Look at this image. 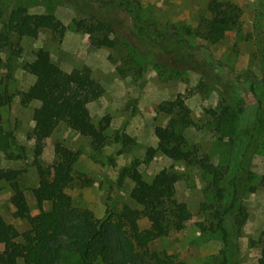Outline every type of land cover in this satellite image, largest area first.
I'll return each instance as SVG.
<instances>
[{"label": "rangeland", "instance_id": "1", "mask_svg": "<svg viewBox=\"0 0 264 264\" xmlns=\"http://www.w3.org/2000/svg\"><path fill=\"white\" fill-rule=\"evenodd\" d=\"M133 1V0H132ZM141 14L160 29L175 26L181 37L199 48H210L211 55L201 54L197 72H189L174 59L145 56L131 47L136 40L129 34L125 16L120 15L118 33L104 37L101 45L92 44L86 32L77 30L74 18L89 12L82 0H2L1 21L15 8L21 15L52 12L65 24L62 37L41 29L36 37L19 39L17 55L9 57L0 41V94L6 83L11 101L0 105V125L11 132L14 150L10 157L0 151V167L22 169L21 184L31 211L37 210L31 189L38 183L34 164V104L20 103V93L34 81L21 63L32 52L43 48L47 56L64 69L91 68L92 76L104 86L102 95L88 104L89 128L109 116L106 140L98 148L91 138L59 123L45 139L39 161L51 174L55 142L77 151L73 165L75 181L63 191L73 206L87 209L101 217L108 209L118 210L127 203L136 207L133 181L124 171L134 166L150 181L162 168L172 167L182 174L176 185V198L184 201L191 218L180 230L153 238L150 249L164 250L173 264H261L260 232L264 228V0H231L242 9L240 23L228 27L216 40H205L202 17L207 0H136ZM120 14V13H119ZM116 15V13H115ZM14 39L17 38L14 36ZM134 41V42H133ZM140 53V55H139ZM146 57V58H144ZM9 59V60H8ZM162 61L164 65L155 63ZM185 69V70H184ZM164 99H176L189 110L193 123L185 128L189 145L198 144L211 162L226 165V195L223 206V231L202 232L199 221L207 212L202 201L211 200L205 193L206 175L198 168L164 155L160 151L146 159V149L155 145L154 127L167 122L168 115L157 111ZM229 107L227 118L219 123L208 111L220 113ZM219 115V114H218ZM117 135L123 138L118 139ZM13 189L0 180V212L19 231L28 227L10 202ZM49 208V203L44 205ZM245 219L238 224L236 217ZM140 227L151 234L150 222L142 217ZM3 248L0 243V252ZM64 264H80L78 256L67 251ZM18 264H23L21 261Z\"/></svg>", "mask_w": 264, "mask_h": 264}, {"label": "trees", "instance_id": "2", "mask_svg": "<svg viewBox=\"0 0 264 264\" xmlns=\"http://www.w3.org/2000/svg\"><path fill=\"white\" fill-rule=\"evenodd\" d=\"M82 4L89 12L74 18L73 22L77 30L88 34L95 46L101 45L105 36L118 33L120 15H123L129 25V34L136 40L135 44L130 41L135 52H145L146 57L154 55L165 58L173 55L189 72L199 71L200 52L212 56L210 48H199L188 38L181 37L175 26L163 30L149 24L136 0H82ZM241 17L242 9L235 2L207 0L206 16L202 17L204 32L201 34L205 40H216L225 29L238 25ZM41 29L50 30L54 37H62L65 24L52 12L21 15L12 8L1 21L0 41L7 48L9 57H13L17 55L19 39L24 36L36 37ZM155 63L164 65L162 61L155 60ZM21 66L34 76L33 83L20 93L19 101L23 105L34 104V125L30 135L34 140L33 155L38 183L31 189V194L37 210L34 213L31 211L23 191V170L0 167V180L7 181L13 189L10 202L19 216L28 222V227L19 231L0 212V243L3 245L0 264H18L19 261L23 264H64L66 249L78 256L80 264H173L164 250L150 249V242L153 238L168 235L172 230L182 229L191 218L187 204L176 198V185L182 174L172 167H166L147 181L136 167L128 166L124 171L133 181L136 207L125 203L118 210L108 209L101 217H95L91 211L73 206L63 191L75 181L73 165L77 151L55 142L50 175L45 172L39 156L45 139L59 123L90 137L96 148L106 140L108 115H104L97 126H88V104L102 95L104 86L92 76L90 67L64 69L51 60L41 47L32 52L30 59L23 60ZM11 97L5 83L0 94V105L8 104ZM157 111L168 115V119L165 124L154 127L155 145L147 147L146 159L160 151L200 169L207 177L205 193L211 200L200 204V210L207 212L205 218L209 223L199 221L198 225L202 232L225 233L223 220L230 208L222 207L226 195L224 183L227 166L211 162L200 145H189L184 130L193 123V119L189 110L178 100H161L157 104ZM208 111L218 117L216 120L220 123L227 118L229 107L225 106L219 115L212 108ZM117 138L123 137L117 135ZM13 150L11 132L0 125V151L10 157ZM262 182L264 184V175ZM46 203H49L48 209L44 208ZM245 215L243 212L242 218L236 217V223H241ZM142 217L150 222L151 234L140 227L139 219ZM259 243L261 264H264V228L260 232Z\"/></svg>", "mask_w": 264, "mask_h": 264}]
</instances>
